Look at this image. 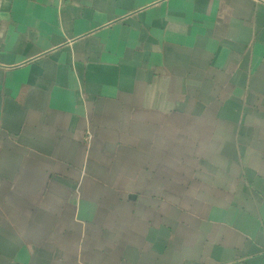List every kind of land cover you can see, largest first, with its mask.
<instances>
[{
    "label": "crops",
    "instance_id": "obj_1",
    "mask_svg": "<svg viewBox=\"0 0 264 264\" xmlns=\"http://www.w3.org/2000/svg\"><path fill=\"white\" fill-rule=\"evenodd\" d=\"M0 264H264V0H0Z\"/></svg>",
    "mask_w": 264,
    "mask_h": 264
}]
</instances>
